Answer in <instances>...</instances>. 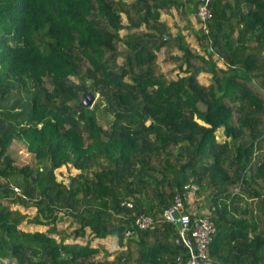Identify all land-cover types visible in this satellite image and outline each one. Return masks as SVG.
Segmentation results:
<instances>
[{"label":"trees","instance_id":"1","mask_svg":"<svg viewBox=\"0 0 264 264\" xmlns=\"http://www.w3.org/2000/svg\"><path fill=\"white\" fill-rule=\"evenodd\" d=\"M211 2L202 21L200 0H0V258L186 264L177 233L164 242L176 225L163 210L180 192L192 215L216 224L214 260L264 264V0ZM188 5L202 54L162 18ZM162 49L183 73L176 80L158 62ZM81 93L99 99L90 106ZM14 141L33 162L18 161ZM62 166L79 172L59 180ZM19 206L37 212L28 218ZM134 212L154 226L137 227ZM87 229L122 245L127 237L141 255L97 258ZM162 245L173 256H149Z\"/></svg>","mask_w":264,"mask_h":264},{"label":"built area","instance_id":"2","mask_svg":"<svg viewBox=\"0 0 264 264\" xmlns=\"http://www.w3.org/2000/svg\"><path fill=\"white\" fill-rule=\"evenodd\" d=\"M197 15L202 21L211 18L212 13L209 5L203 2L200 3ZM184 199L183 193L177 192L173 203L163 210V220L173 223L178 227L180 238L189 247L190 256L186 264H199L200 262L212 261L214 259L211 257L210 245L217 231L216 224L209 218L192 215L186 209ZM123 204L129 208L134 207V204L130 201H126ZM132 216H135V224L141 229L154 226L155 221L150 214L145 212L137 214L134 212ZM126 234L130 235L131 230H128Z\"/></svg>","mask_w":264,"mask_h":264},{"label":"crops","instance_id":"3","mask_svg":"<svg viewBox=\"0 0 264 264\" xmlns=\"http://www.w3.org/2000/svg\"><path fill=\"white\" fill-rule=\"evenodd\" d=\"M194 15H195V13H194ZM162 18L164 20H166L168 22V24L170 25L171 33H172L173 37L178 36L179 34L182 35L186 42H188L192 46L198 47V49H195L192 47L194 50H196L197 52H200L199 49L202 48V45H201L200 40H199V32L195 29L196 28L195 25H197L199 27L198 19L195 21V19L192 18L191 11L190 12L187 11L186 13L184 11L183 13H180L177 10H174L173 13H171V14H167V13L163 14ZM195 18H197L196 15H195ZM192 22L195 23V25ZM185 28L187 29V31H184ZM191 35L193 37L192 40H190V38H189ZM164 51H165V49H162L161 51H159L158 52L159 55L163 53L164 57H165ZM173 53H174V55H176V54H180L181 51L179 49L175 48ZM158 62L161 64L163 71L166 72V74L169 78H171L173 80L177 79V78L176 79L173 78L172 73H173V68L179 70L178 67L176 66L178 62L176 63L175 61H165L164 58L162 61L158 58ZM165 64H173V67L163 68V67H165ZM222 65L224 66L223 63H222ZM180 74H181V72H180ZM192 195H194L193 198L196 199V194H194V192H192ZM188 208L190 211L196 210L195 205L189 206ZM45 227L47 229V226H45ZM63 227H65V225ZM66 232L69 233L70 231L66 230ZM173 232L177 233L178 238H180L178 228L176 227L175 229H172V231H170L169 234H167V238L164 239L165 243H168L170 240L173 239V237H172ZM86 236L87 237H85L84 241L91 240L93 243V246L98 248V250H100L99 253L97 254V258L101 259L103 256L106 255V256H109L108 258L114 259L116 256H119L121 254L124 256H127L126 252L131 251V250H128V247L126 245L127 239H125V241L123 242V245H122L119 243L118 239L114 236H107L104 238L94 237L91 229H87ZM75 237H77V236H75ZM77 238L80 239L79 237H77ZM75 241H81L82 242V240H75ZM182 243H183V241H182ZM148 251H150V250H148ZM148 251H147V253H148ZM138 254L141 255V253L139 251H134L132 249L129 256H131V255L137 256ZM157 255L158 256H161V255L173 256V252H171L169 247L162 245L160 250H152L149 254V256H157Z\"/></svg>","mask_w":264,"mask_h":264},{"label":"rangeland","instance_id":"4","mask_svg":"<svg viewBox=\"0 0 264 264\" xmlns=\"http://www.w3.org/2000/svg\"><path fill=\"white\" fill-rule=\"evenodd\" d=\"M186 10L189 11V12L191 11L192 18L195 19V21H196L197 18H195V15H194V13L192 11V6L188 5L187 8H186ZM193 24L195 25V23H193ZM198 25H199V27H201V25L199 24V22H198ZM195 26H196L195 29L198 31L199 27L197 25H195ZM184 31H187V29L185 28ZM125 33H126V30L125 29H123V30L120 31V35H124ZM189 38H190V40H192L193 39L192 35ZM191 47H193L195 49H198V47H195V46H192V45H191ZM199 51H200L199 53H201V54L204 52L202 50V48L199 49ZM158 58L162 61L163 58H164V54L162 53V54L159 55V53H158ZM220 65H221V67H224L221 62H219V66ZM170 67H173V64H165V67H163V68H170ZM178 75L180 77V76L183 75V73L181 72V74H180V71L179 70L173 68V73H172L173 78L174 79L178 78ZM70 79H71L72 83H79V81H80L79 80V77H77V76H73ZM198 79H199L200 83L202 85H204V86H208L212 82L211 74L206 73V72L201 73L199 75V78ZM2 94L3 93H0V97L2 96ZM89 95H91V94L90 93H87V95H86L84 93L83 94L81 93V99H82V101L88 100L89 99L88 98ZM98 99H99V95L97 94L96 96H94V100H93L92 104H90V106L94 105V103L97 102ZM98 113H100V111H98ZM237 116H238V114L236 113L234 115V118H233V121L234 122L236 121V117ZM99 118H101V123L106 127L108 124L106 123V120L107 119L104 118V115H102V116L99 115ZM218 139L219 140H222L223 139L222 130H220ZM11 150H12V153L18 159V161H20L21 163H29V162H33V160H34L33 159V155L27 150L26 146L23 143H21V142L14 141L12 143V145H11ZM77 172H79L78 169L71 168V167H68V166H62L61 168H58L55 171L58 179L59 180H65V181H67L68 176L70 175V173L75 174ZM202 203H203V201H202ZM19 208H20L21 212L25 213L28 216V218L34 217V215L37 212L36 211V208L34 206H30V207L19 206ZM67 222L68 221L62 222V225H65V228H67V229H69V230L72 231L75 228V226H72L70 223H67ZM27 223L28 222L24 221V223L21 225V228L27 229ZM65 223H67V224H65ZM29 226H31V225H29ZM31 229L32 230H40V231H42V230H46V227L43 226V225L36 226V227L31 226ZM126 239H127V237H126ZM72 240H81V239H78L75 236H71L70 241H72ZM0 264H12V263L9 261V258L7 259L6 257H2L1 256V258H0Z\"/></svg>","mask_w":264,"mask_h":264},{"label":"water","instance_id":"5","mask_svg":"<svg viewBox=\"0 0 264 264\" xmlns=\"http://www.w3.org/2000/svg\"><path fill=\"white\" fill-rule=\"evenodd\" d=\"M200 1L203 2V3H207L209 6L212 5V2L210 0H200ZM88 98H89L88 100H84L83 102L85 104H87V105H90V104H92V102L94 100V96L93 95H89ZM196 214H197V212L194 213V215H196ZM178 242L180 244H183L181 238H178ZM199 264H221V263L218 262V261L212 260V261L200 262Z\"/></svg>","mask_w":264,"mask_h":264},{"label":"clouds","instance_id":"6","mask_svg":"<svg viewBox=\"0 0 264 264\" xmlns=\"http://www.w3.org/2000/svg\"><path fill=\"white\" fill-rule=\"evenodd\" d=\"M192 188H196L195 186H193Z\"/></svg>","mask_w":264,"mask_h":264}]
</instances>
